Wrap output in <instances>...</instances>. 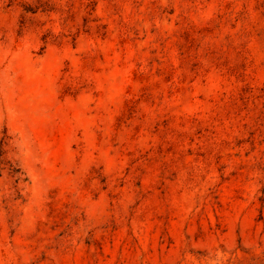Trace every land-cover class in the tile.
<instances>
[{"label": "rangeland", "instance_id": "1", "mask_svg": "<svg viewBox=\"0 0 264 264\" xmlns=\"http://www.w3.org/2000/svg\"><path fill=\"white\" fill-rule=\"evenodd\" d=\"M0 264H264V0H0Z\"/></svg>", "mask_w": 264, "mask_h": 264}]
</instances>
